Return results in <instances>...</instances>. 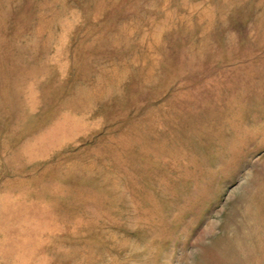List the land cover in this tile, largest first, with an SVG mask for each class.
Returning <instances> with one entry per match:
<instances>
[{"label":"rangeland","instance_id":"obj_1","mask_svg":"<svg viewBox=\"0 0 264 264\" xmlns=\"http://www.w3.org/2000/svg\"><path fill=\"white\" fill-rule=\"evenodd\" d=\"M0 264H264V0H0Z\"/></svg>","mask_w":264,"mask_h":264},{"label":"bare ground","instance_id":"obj_2","mask_svg":"<svg viewBox=\"0 0 264 264\" xmlns=\"http://www.w3.org/2000/svg\"><path fill=\"white\" fill-rule=\"evenodd\" d=\"M244 240H245V239H244ZM244 242H245V241H244ZM244 242H243V243H244ZM246 251H250V248L247 247V248H246ZM250 254H251V253H250Z\"/></svg>","mask_w":264,"mask_h":264}]
</instances>
